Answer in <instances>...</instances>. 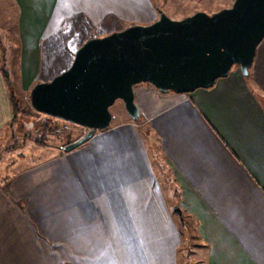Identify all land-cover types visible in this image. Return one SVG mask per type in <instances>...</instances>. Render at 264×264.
<instances>
[{
    "label": "crops",
    "instance_id": "0c3cea01",
    "mask_svg": "<svg viewBox=\"0 0 264 264\" xmlns=\"http://www.w3.org/2000/svg\"><path fill=\"white\" fill-rule=\"evenodd\" d=\"M13 1L22 89L67 21L124 28L158 16L151 0ZM228 1L177 0L191 13ZM1 47L0 135L12 117ZM132 90L137 121L109 123L0 182V264H179L184 216L194 264H264V39L246 77L235 68L190 93Z\"/></svg>",
    "mask_w": 264,
    "mask_h": 264
},
{
    "label": "water",
    "instance_id": "95a60500",
    "mask_svg": "<svg viewBox=\"0 0 264 264\" xmlns=\"http://www.w3.org/2000/svg\"><path fill=\"white\" fill-rule=\"evenodd\" d=\"M159 16L102 37L88 38L68 68L29 92L39 113L87 129L65 145L68 151L111 121L119 99L135 121L139 111L133 86L148 83L160 93H190L211 87L235 66L248 75L256 47L264 39V0H233L211 14L196 11L181 19Z\"/></svg>",
    "mask_w": 264,
    "mask_h": 264
},
{
    "label": "rangeland",
    "instance_id": "374dc122",
    "mask_svg": "<svg viewBox=\"0 0 264 264\" xmlns=\"http://www.w3.org/2000/svg\"><path fill=\"white\" fill-rule=\"evenodd\" d=\"M151 1L157 11L160 10L171 19H181L194 13L187 9L188 6L185 7L177 0ZM232 1L218 4L217 10L230 6ZM16 17L17 9L14 1L0 0V45L4 47L2 67L8 73L9 93L13 96L14 103L20 112L15 117H11L8 128L0 135V182H4L6 177L25 167H29L38 159H43V156H48L55 148L61 149L63 145L79 139L86 133L87 129L84 127L36 112L30 105V89L36 83L48 81L68 68L76 49L88 38L102 37L117 31L116 29H123L121 27L123 23L112 17L105 18L101 25L94 27L84 22L83 19L76 18L67 21L60 30L43 40L37 79L29 88L22 89L18 80L19 49L16 37ZM235 68L232 66L231 70ZM109 113L112 117L110 125L122 119H128L119 99L109 107ZM162 182L167 188L168 183L163 179ZM175 214L173 212L174 216ZM179 224L182 231V243L178 262L179 264H194L196 258L191 259V256L189 260L187 258L188 251L193 249L197 241L192 222L184 216Z\"/></svg>",
    "mask_w": 264,
    "mask_h": 264
},
{
    "label": "trees",
    "instance_id": "16d2710c",
    "mask_svg": "<svg viewBox=\"0 0 264 264\" xmlns=\"http://www.w3.org/2000/svg\"><path fill=\"white\" fill-rule=\"evenodd\" d=\"M1 48H2V54H3L4 47H1ZM2 73H3L4 80L6 82V85L8 86V91H9L10 90L9 89L10 88L9 77H8V73L3 69V67H2ZM9 99H10L12 116L15 117L17 115V113H20V112L18 111L16 103H14L13 96L11 95V93H9Z\"/></svg>",
    "mask_w": 264,
    "mask_h": 264
}]
</instances>
